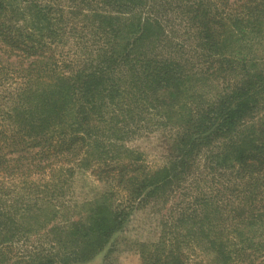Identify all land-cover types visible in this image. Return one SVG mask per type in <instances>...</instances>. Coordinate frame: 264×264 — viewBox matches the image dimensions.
<instances>
[{"label":"trees","instance_id":"1","mask_svg":"<svg viewBox=\"0 0 264 264\" xmlns=\"http://www.w3.org/2000/svg\"><path fill=\"white\" fill-rule=\"evenodd\" d=\"M0 44V264L105 257L149 204L141 264H264V0H0ZM76 170L103 189L73 218Z\"/></svg>","mask_w":264,"mask_h":264},{"label":"rangeland","instance_id":"2","mask_svg":"<svg viewBox=\"0 0 264 264\" xmlns=\"http://www.w3.org/2000/svg\"><path fill=\"white\" fill-rule=\"evenodd\" d=\"M21 21H18V23L21 24ZM68 43L69 40L64 46L68 47ZM127 145L140 150L143 153L144 160L154 169L162 166L166 160L168 141L160 131L141 133L140 135L134 134L127 141ZM62 189H64L63 192L65 193L64 204L73 207L70 215L73 218H77L79 214H84V209H80L79 203L93 199L100 194L103 185L91 170H76L68 184L64 183L62 185ZM173 199L168 200L167 205L169 207L173 205ZM158 206L160 205L153 206L149 204L141 207V209L133 210L124 229L113 237L112 245H109L111 247L109 251L107 250L105 257L103 253H100L91 261L81 264H141V259L137 252V243L148 239L153 240L158 235L160 226L156 225V213H153ZM56 225L57 228H54L51 232ZM66 231H68V224L64 220L56 221L53 226L48 225L41 229L39 233L33 234L32 239L42 240L51 239L52 237H55L53 239H60Z\"/></svg>","mask_w":264,"mask_h":264}]
</instances>
